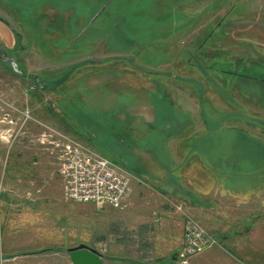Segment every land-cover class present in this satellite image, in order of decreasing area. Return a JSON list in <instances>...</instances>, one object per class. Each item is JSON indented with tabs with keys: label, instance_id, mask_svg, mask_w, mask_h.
<instances>
[{
	"label": "rangeland",
	"instance_id": "obj_1",
	"mask_svg": "<svg viewBox=\"0 0 264 264\" xmlns=\"http://www.w3.org/2000/svg\"><path fill=\"white\" fill-rule=\"evenodd\" d=\"M0 22V37L17 42L14 29L22 35L17 52L25 50V74L10 41L3 51L16 72L0 69V193L24 194L18 201L23 209L15 208L10 221L0 210V249L12 235L22 244L14 249L22 260L12 264H73L69 249L80 245L97 250L104 264H135L111 258L159 264L179 255L178 223L185 231L186 216L162 224L169 217L152 214L154 199L147 193L140 196L151 212L145 216L126 212V199L119 208L67 200L58 146L64 140L49 129L129 170L140 169L134 151L148 149V140L130 131L145 126L137 114L141 103L165 96L167 78L175 74L170 64L199 69L187 64L188 48L172 47L181 32L209 38L197 56L204 65L201 80L190 84L202 95L215 90L222 102L217 107L206 97L202 113L210 128L222 126L223 155L247 159L252 153L264 160L261 138L253 132L264 125V0H0ZM79 62L85 64L70 69ZM116 64L157 82V94L134 91L132 83L118 86L111 75ZM161 122L158 115L155 125ZM246 250L220 240L186 264H264V244Z\"/></svg>",
	"mask_w": 264,
	"mask_h": 264
},
{
	"label": "crops",
	"instance_id": "obj_2",
	"mask_svg": "<svg viewBox=\"0 0 264 264\" xmlns=\"http://www.w3.org/2000/svg\"><path fill=\"white\" fill-rule=\"evenodd\" d=\"M184 24L180 31L186 28ZM181 33H184L182 39L177 45L173 42L172 47L179 46L182 51L188 48L191 59L187 64L199 69L188 71L178 62L170 64L169 69L175 74L167 78L169 90L167 89L165 96L154 97L141 103L140 112L137 114L145 126L141 129L133 128L130 133L136 138H147L148 149L138 148L134 151L139 153V158L142 159L140 169L136 170L129 166L132 173L126 166L133 175L132 189L125 198L126 212L136 213L138 216L151 214L144 208L146 200L140 198L147 193L148 197L154 199L155 209L152 214L156 213L161 219L169 217L164 219L162 224L166 222H170V225L175 224L174 219L178 216H182L183 219L187 215L193 216L218 241L222 240L224 244L229 242V247L247 253L246 248L264 244V160L253 158L252 153L247 159L223 155L222 126L210 128L202 113L206 97L217 107L221 101L216 100L215 90L208 88L202 95V92L190 84L201 80L199 73L203 72L204 65L197 56L199 51L205 48V41L209 38H205L204 34L199 35L190 31ZM0 39L5 41L8 48L10 41V49L18 53L20 48L15 47L18 42L11 41L10 35H3ZM199 40H201L199 44L192 45L193 41ZM18 55L25 67L22 59L25 57V50H21ZM114 70L111 75L118 86L132 83L131 88L134 91L141 90V93L147 94L152 90L157 94L156 81L153 84V80L139 77L123 64H116ZM185 71L188 72L186 76ZM127 72L133 78L132 81L126 79ZM209 78L210 76L206 74V79ZM216 83L213 87L219 89L220 85ZM214 105L212 106L216 109ZM158 115L162 122L155 125ZM263 126L253 128V132L257 135L259 133L261 144L257 145L264 155V132L261 131ZM157 142L159 145L155 146ZM238 144L241 149L246 146ZM8 182L14 184L12 178H9ZM10 189L13 190L12 187ZM23 198L24 194L19 192L0 193V210L4 211V216H9L6 217L9 221L17 211L15 208L23 209V204L18 202ZM137 205L142 206L141 209L137 210ZM178 225L180 226L178 242L182 245L184 224L180 221ZM12 236L13 240L0 249V257L4 264L22 260L21 256H18L20 254L14 250L19 247L18 244H22L14 240V235Z\"/></svg>",
	"mask_w": 264,
	"mask_h": 264
},
{
	"label": "built area",
	"instance_id": "obj_3",
	"mask_svg": "<svg viewBox=\"0 0 264 264\" xmlns=\"http://www.w3.org/2000/svg\"><path fill=\"white\" fill-rule=\"evenodd\" d=\"M49 130L60 141L64 140L58 146L63 148L61 174L65 184V198L78 204L121 207L130 193L133 175L91 146L59 131ZM217 243V239L196 219L186 216L184 243L178 258L186 264L189 257Z\"/></svg>",
	"mask_w": 264,
	"mask_h": 264
},
{
	"label": "water",
	"instance_id": "obj_4",
	"mask_svg": "<svg viewBox=\"0 0 264 264\" xmlns=\"http://www.w3.org/2000/svg\"><path fill=\"white\" fill-rule=\"evenodd\" d=\"M70 258L73 264H104L103 255L97 250L87 246L80 245L69 249ZM112 260H127L135 264H144L142 262L133 259H123V258H111ZM159 264H185L173 260H165Z\"/></svg>",
	"mask_w": 264,
	"mask_h": 264
},
{
	"label": "flooded vegetation",
	"instance_id": "obj_5",
	"mask_svg": "<svg viewBox=\"0 0 264 264\" xmlns=\"http://www.w3.org/2000/svg\"><path fill=\"white\" fill-rule=\"evenodd\" d=\"M4 48L5 49H8V47L5 45V41H3V42H1V39H0V69H5V70H9V71H12V72H14L15 70L12 68V65H11V63H12V58L10 59V57L8 56V55H5V53H4ZM25 49H26V47H25ZM22 50H23V48H22ZM10 51H12V50H10ZM12 55V54H11ZM17 58H16V62L19 64V66L21 65L22 66V69H21V71H19L20 73H22V75L23 74H25V67H24V65L22 64V62H21V58L19 57V55L18 56H16ZM5 59V61H3ZM16 72V71H15ZM14 72V73H15ZM55 90H57V89H55ZM173 259H175V261H178V262H180V260H179V258H178V256L177 257H174V258H172L171 260H173Z\"/></svg>",
	"mask_w": 264,
	"mask_h": 264
},
{
	"label": "trees",
	"instance_id": "obj_6",
	"mask_svg": "<svg viewBox=\"0 0 264 264\" xmlns=\"http://www.w3.org/2000/svg\"><path fill=\"white\" fill-rule=\"evenodd\" d=\"M0 34H2V32H3V26L1 25V22H0ZM12 28V27H11ZM13 31L12 32H14L13 34H15L17 37H18V45L17 46H15L16 48L18 47V46H20V40L22 39V35L21 34H19L17 31H15L14 29H12ZM13 49H15V48H13ZM12 50V49H11ZM17 63V62H16ZM82 64H85V62H79V63H75L74 65H72V67H70V69H75V68H77V67H79V66H81ZM55 89V88H54Z\"/></svg>",
	"mask_w": 264,
	"mask_h": 264
}]
</instances>
